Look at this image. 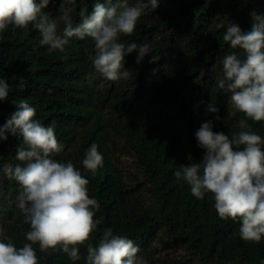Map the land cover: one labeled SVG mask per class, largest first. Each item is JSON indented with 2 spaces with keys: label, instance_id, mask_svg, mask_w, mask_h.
Segmentation results:
<instances>
[{
  "label": "trees",
  "instance_id": "trees-1",
  "mask_svg": "<svg viewBox=\"0 0 264 264\" xmlns=\"http://www.w3.org/2000/svg\"><path fill=\"white\" fill-rule=\"evenodd\" d=\"M95 2L62 5L56 0L45 11L56 18L70 8L75 24L80 11L90 12ZM129 3L134 6L136 0ZM253 10L264 16V0H161L156 9L148 5L135 31L118 42L147 44L158 61L149 63L151 56H146L137 64L134 51L124 61L129 77L116 81L96 71L90 38H72L61 53L41 46V35L31 25L9 26L0 33V79L9 86L7 99L0 102V126L21 102L34 107L35 118L54 125L63 146L52 158L71 161L89 181V197L99 204L95 219L100 223L79 246L80 258L72 260L60 248L41 252L33 245L39 264H87L88 244L96 246L108 228L133 240L146 264L264 260V238L259 243L242 240L239 222L218 216L211 193L198 199L175 176L181 165L202 160L204 151L194 135L202 123L212 121L214 131L231 139L244 121L264 139V121L248 120L218 87L224 56L240 52L223 40L227 24L231 20L250 31ZM63 27L59 22L58 33ZM209 102L218 113L207 111ZM5 135L0 142V241L22 247L29 243L25 234L30 230L18 208L22 188L3 171L18 163L20 139ZM94 143L103 157L95 174L82 164Z\"/></svg>",
  "mask_w": 264,
  "mask_h": 264
},
{
  "label": "clouds",
  "instance_id": "clouds-1",
  "mask_svg": "<svg viewBox=\"0 0 264 264\" xmlns=\"http://www.w3.org/2000/svg\"><path fill=\"white\" fill-rule=\"evenodd\" d=\"M56 0H0V33L9 26L26 29L30 25L41 35V46L50 52H64L72 38L94 42L96 71L106 79L116 81L129 77L124 67L125 57L138 52L136 63L146 56L149 63L158 58L149 55V45L125 46L118 42L121 35H131L144 9H153L161 0H96L92 10H81L80 20L73 23L71 9L65 7L59 17H51L45 10ZM75 0H61L62 5ZM248 2V0H247ZM252 26L243 32L229 20L223 40L240 52L228 53L222 60L223 78L219 89L229 94L234 108L254 122L264 121V16L255 10L250 13ZM64 27L58 33V24ZM223 25H219L222 27ZM122 69H124L122 71ZM8 84L0 79V102L8 97ZM207 111L218 113L209 102ZM36 117V109L21 102L18 110L0 126V142L10 133L20 139L15 165L3 168L9 179L22 188L18 208L24 223L30 225L22 247L0 241V264H39L33 245L41 252L60 248L72 260H78L79 246L86 244L100 220L95 219L99 204L88 195L89 181L74 164L58 162L53 154L63 151L58 143L54 125H44ZM217 119L219 117L217 116ZM213 122L202 123L195 131L198 147L204 151L200 162L181 165L175 172L190 186L191 194L203 199L206 193L214 197V207L221 219L238 221L240 238L259 243L264 238V139L241 121L242 129L231 139L223 131H214ZM2 159V157H0ZM103 157L94 143L82 161L83 167L95 174ZM140 249L133 240L116 236L105 229L96 246H87V264H146L138 256ZM264 264V260L260 261Z\"/></svg>",
  "mask_w": 264,
  "mask_h": 264
}]
</instances>
